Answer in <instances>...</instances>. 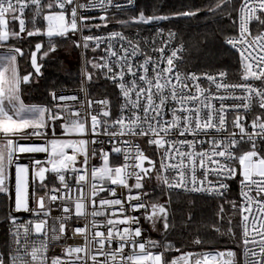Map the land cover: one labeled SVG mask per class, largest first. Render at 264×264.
Returning <instances> with one entry per match:
<instances>
[{"label": "snow or ice", "instance_id": "6c2138e0", "mask_svg": "<svg viewBox=\"0 0 264 264\" xmlns=\"http://www.w3.org/2000/svg\"><path fill=\"white\" fill-rule=\"evenodd\" d=\"M162 6L0 0V264H264V0ZM217 12L233 33L223 43L239 55L240 83H227L224 70L182 71L185 45L160 26ZM63 41L81 50L78 94L51 90L26 104L24 89ZM94 77L119 90L114 113L107 98H87ZM233 184L238 199H228ZM180 195L218 202L210 230L221 237L236 240L238 213L239 253L175 247ZM225 205L233 215L223 232ZM192 227L193 214L182 216L181 231ZM69 231L83 243L49 256Z\"/></svg>", "mask_w": 264, "mask_h": 264}, {"label": "trees", "instance_id": "16d2710c", "mask_svg": "<svg viewBox=\"0 0 264 264\" xmlns=\"http://www.w3.org/2000/svg\"><path fill=\"white\" fill-rule=\"evenodd\" d=\"M151 0H138V3L148 4ZM216 0H164V5L160 8V12L184 10L190 7H211ZM236 0H234V3ZM223 9L222 11H228ZM146 14H152L151 10ZM159 14V13H158ZM30 15V13H29ZM164 27L172 28L177 32V37L186 46V60L184 67L197 71L215 72L224 70L232 80H241L239 55L229 46L224 45L223 39L226 35L233 33L227 31L229 21L221 19V13L215 14H198L194 19H175L171 23L162 22ZM31 27V25H29ZM71 41H63L61 44L58 59L49 61L42 69L44 76L37 82L33 83L30 88L24 89L22 99L26 104L42 103L48 97L51 90L62 88H73L80 85V67L76 62L69 67L66 66V58L64 53L68 51ZM77 50V49H75ZM88 55H91L89 52ZM21 67H24V62L21 61ZM29 70H31L29 68ZM99 75V73H97ZM90 85L92 95L110 93L111 85L105 83L102 78L96 80ZM228 199H238L237 184L232 188ZM173 210L177 215V231L172 233L168 239L172 240L175 247L181 251L188 249H214V248H233L239 253L236 244L239 241V214H232L231 209L225 205V220L218 226L221 231L226 232L228 224L227 217L233 215L232 226L237 233L236 240H232L228 236H218L214 231L210 230L211 225L216 224L215 213L218 210L216 200H208L200 196L180 195L178 202L177 198L173 197ZM192 202L190 205L189 202ZM222 203V201H220ZM188 213L193 214V227L188 231H181L180 219ZM6 215V205L0 201V217ZM199 235L204 241L202 245H194L192 240ZM154 239L163 240L161 237L152 233ZM6 239V224L0 223V243ZM177 254L173 252L172 255Z\"/></svg>", "mask_w": 264, "mask_h": 264}, {"label": "built area", "instance_id": "2783aa9c", "mask_svg": "<svg viewBox=\"0 0 264 264\" xmlns=\"http://www.w3.org/2000/svg\"><path fill=\"white\" fill-rule=\"evenodd\" d=\"M90 15H96V16H98L99 13L97 11H92L90 13ZM121 18H123V17H121ZM96 22L99 23V21H96ZM160 26L163 27V28H165V29H167L166 27L163 26V24H161ZM109 30H111V27H110ZM117 30H119V29H117ZM253 31L255 32L256 29H254ZM85 34H88V33H85ZM93 34H100V33H93ZM144 34H148L147 29L145 30V33ZM176 39H177V42H180V40L178 39V37ZM77 50H78L79 55H80V71H81V64H82L81 50L80 49H77ZM181 55L183 56V63L180 64L179 66H180L181 70L183 71V70H186V68L184 67V63H185V60H186V46H185L184 52ZM89 71H91V68L90 67H89ZM102 80L105 83L110 84V82L104 80L103 78H102ZM226 82L227 83H240L241 80H239V81L232 80V79H230L229 75L227 74ZM79 86L78 87H73V88H63V89H66V91L64 92V94H66V95H77L78 93H77L76 90L79 88ZM204 86H207V85H204ZM87 88H88V96H87V98H90V99H93V100H103V99L107 98L109 100V102H110V105L112 107L113 113L115 112V108H116V106L119 103V100H118L119 90L117 88H115L113 85H111V91H110V93L98 94V95H92L91 94V92H90V85H88ZM58 90H60V89H58ZM79 96H80L81 99H84L85 98L83 93H79ZM217 106H218V103H217ZM93 107L95 108V105ZM57 134L59 135V132ZM36 158L37 159H43L44 158V154H37ZM24 159H25V162H26L27 161V158L24 157ZM234 186H235V184L232 185V188ZM237 194H238V185H237ZM53 214L54 215H59L58 212H55ZM151 238L154 239V237L152 236V233H151ZM82 243H83L82 237H79V236L73 237L72 236V232L69 231L67 233V237L65 239H63L59 244H57V245H50L49 256H51L53 254H61V249H62V247L64 245H80ZM225 249L226 248L188 249V250H184L182 252H189V251H191V252H199V251H216V250L223 251ZM175 255H179V253H177Z\"/></svg>", "mask_w": 264, "mask_h": 264}, {"label": "rangeland", "instance_id": "374dc122", "mask_svg": "<svg viewBox=\"0 0 264 264\" xmlns=\"http://www.w3.org/2000/svg\"><path fill=\"white\" fill-rule=\"evenodd\" d=\"M58 53H61V52L59 51ZM58 55H60V54H58ZM64 55H65L66 62H67L66 66L69 67L70 65L77 62L79 64V67H80V55H79L78 50H75L74 48L69 47L68 51H66L64 53ZM91 55H89V57H91Z\"/></svg>", "mask_w": 264, "mask_h": 264}]
</instances>
